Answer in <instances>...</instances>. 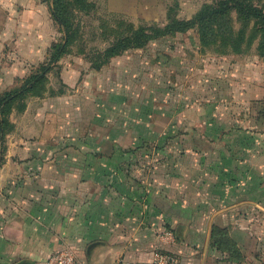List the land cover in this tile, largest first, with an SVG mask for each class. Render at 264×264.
Here are the masks:
<instances>
[{"label":"rangeland","instance_id":"rangeland-1","mask_svg":"<svg viewBox=\"0 0 264 264\" xmlns=\"http://www.w3.org/2000/svg\"><path fill=\"white\" fill-rule=\"evenodd\" d=\"M219 1L89 0L86 10L75 11L76 40L48 73L44 93L27 97V111L11 112L12 129L0 156L41 154L65 169L73 163L70 155H82V167L105 171L107 183L121 180L123 191L131 186L129 177H137L139 188L167 182L191 188L198 176L203 187L225 179L234 188L264 185L260 37L244 42L238 53L223 43L204 46L192 29L155 38L101 69L91 66L96 53L141 26L192 18ZM258 1L264 7V0ZM231 23L235 30L244 26L248 36L254 27L237 13ZM57 30L56 42L65 34ZM52 46L41 64L49 62ZM6 48L8 54L10 43ZM37 67L27 65L10 85L4 81L0 93ZM220 170L228 172L219 176Z\"/></svg>","mask_w":264,"mask_h":264},{"label":"crops","instance_id":"crops-1","mask_svg":"<svg viewBox=\"0 0 264 264\" xmlns=\"http://www.w3.org/2000/svg\"><path fill=\"white\" fill-rule=\"evenodd\" d=\"M57 29L51 0H0V86L40 65ZM49 158L0 156V264H46L65 247L86 264H164L165 255L174 264H264V185L203 187L198 176L191 188H139L129 177L123 191L121 180L82 167V155H70L65 169Z\"/></svg>","mask_w":264,"mask_h":264},{"label":"trees","instance_id":"trees-1","mask_svg":"<svg viewBox=\"0 0 264 264\" xmlns=\"http://www.w3.org/2000/svg\"><path fill=\"white\" fill-rule=\"evenodd\" d=\"M258 2L260 1L220 0L216 4L204 5L192 18L170 17V22L165 26H141L96 53L95 58L91 60V66L101 69L112 59L127 51L143 48L155 38L187 33L192 29L198 30L204 46L223 43L225 48H231L238 53L242 52L244 42L252 43L258 36L260 37L258 50L264 57V7ZM89 4V0H51V14L64 30V39L53 44L48 63L39 65L19 85L0 93V151H5V135L10 128L12 129L11 112L14 109L24 111L27 107V97L40 96L44 93L48 73L71 51V44L76 40L79 29L74 28L75 11H84ZM233 13H237L244 25L250 21L254 22L250 36L244 26L239 30L233 28L231 23ZM218 230L222 232V229ZM234 247L235 244H232L233 251Z\"/></svg>","mask_w":264,"mask_h":264},{"label":"built area","instance_id":"built-area-1","mask_svg":"<svg viewBox=\"0 0 264 264\" xmlns=\"http://www.w3.org/2000/svg\"><path fill=\"white\" fill-rule=\"evenodd\" d=\"M164 264H174L176 259L170 256H161L160 257ZM46 264H86L83 262L77 255V253L69 247H65L55 251L51 254L47 260Z\"/></svg>","mask_w":264,"mask_h":264}]
</instances>
